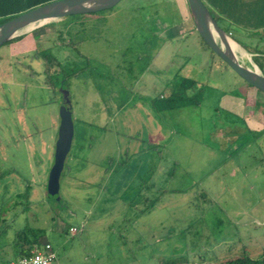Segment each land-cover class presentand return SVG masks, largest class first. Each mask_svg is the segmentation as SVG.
I'll return each mask as SVG.
<instances>
[{"label":"rangeland","instance_id":"374dc122","mask_svg":"<svg viewBox=\"0 0 264 264\" xmlns=\"http://www.w3.org/2000/svg\"><path fill=\"white\" fill-rule=\"evenodd\" d=\"M184 4L123 0L86 15L93 24L75 35L60 37L56 20L0 47V264L26 225L44 230L41 242L59 264H162L184 255L187 264H227L245 249L264 254V93L192 27L170 40L159 35L186 21ZM209 9L242 61L264 75V26ZM35 50H47L59 72L47 76ZM175 78L197 83L188 96L198 103L162 111ZM62 79L74 139L52 201ZM218 238L238 241L231 251L215 245L213 261H203Z\"/></svg>","mask_w":264,"mask_h":264},{"label":"water","instance_id":"95a60500","mask_svg":"<svg viewBox=\"0 0 264 264\" xmlns=\"http://www.w3.org/2000/svg\"><path fill=\"white\" fill-rule=\"evenodd\" d=\"M123 0H58L41 5L0 25V47L36 25L61 20L73 15L94 14L116 7ZM195 30L206 45L235 73L264 93V75L256 67L241 61L232 43L202 0H186ZM65 104L60 109V126L55 146L54 164L49 173L47 192L52 201L60 198V179L74 139V123L69 91H63Z\"/></svg>","mask_w":264,"mask_h":264},{"label":"trees","instance_id":"16d2710c","mask_svg":"<svg viewBox=\"0 0 264 264\" xmlns=\"http://www.w3.org/2000/svg\"><path fill=\"white\" fill-rule=\"evenodd\" d=\"M54 1L58 0H0V25L5 23L6 21L13 19L19 15H22L30 10H33L41 5H45ZM204 2V0H202ZM205 3V2H204ZM215 9V7H214ZM221 16L227 17L232 22H240L244 20H240L243 17L238 14H227L223 12H219ZM96 14V13H94ZM86 15H73L66 18H69L68 20L66 18L60 20V24L62 26L57 29L59 36H63V32H68L69 35H75V30L77 29H87L89 28L93 22L85 19ZM248 16V14H246ZM253 16V19H255L258 14H250ZM244 16V15H243ZM239 17V20H238ZM215 18V17H214ZM260 24H264V18L261 21V16L259 17ZM66 19V20H65ZM216 19V18H215ZM244 19V18H243ZM218 22V20H216ZM236 23V24H237ZM69 24V25H68ZM219 24V23H218ZM258 24V23H254ZM55 26V23L52 22V24H48ZM27 37V34H21L20 36L16 37L12 41H10L7 44H12L16 42H21ZM72 40L68 44H74ZM63 44V43H62ZM77 44V43H76ZM75 45V44H74ZM42 56V58L45 60V73L50 75L51 72L54 71V73L59 72L58 69H56L57 65L60 66V63L56 61L53 57L48 54L47 50L43 51H34V56ZM257 64V63H256ZM258 65V64H257ZM260 68V67H259ZM261 69V68H260ZM262 71V70H261ZM75 74V73H74ZM175 84V90L171 93V95L168 96V98H163V103L160 110L167 111V110H173L179 107H184L192 103H198L196 100H191V98L188 96V91L190 89H194L196 87V82L187 79V78H181L177 79ZM49 80V78H47ZM67 80L62 79L61 85L68 90L66 87ZM63 88V89H64ZM70 98V96H69ZM155 149H158L156 146H154ZM120 164V163H119ZM65 168V166H64ZM1 177V176H0ZM19 196V195H18ZM45 232L41 228H34L26 225L20 230H17L12 240L8 243V245H11L14 248L13 255L11 258H3L2 263L3 264H10L12 261H17L21 258H24L28 256L31 253V250L36 246H41L43 243L41 242V239L43 238ZM221 238H218L216 240L210 241V245L208 248L204 249L202 253H200L203 261H213L214 255L217 254L216 249L214 248L215 245L218 247L219 245H224L228 247V251H231L235 245V242L238 240H231V241H222L220 243H216L215 241H221ZM215 243V244H214ZM7 245H3L5 247ZM2 247V245H1ZM0 247V249H1ZM2 247V249H3ZM53 248V247H52ZM54 250V249H53ZM211 255L210 257H208ZM58 260V256H57ZM190 262L189 256H179L176 258H168L162 264H187ZM59 263V260H58ZM220 264V263H217ZM227 264H264V254H261L258 257L252 256V254L249 252V250H244L238 258H235L233 260H230L227 262Z\"/></svg>","mask_w":264,"mask_h":264},{"label":"crops","instance_id":"0c3cea01","mask_svg":"<svg viewBox=\"0 0 264 264\" xmlns=\"http://www.w3.org/2000/svg\"><path fill=\"white\" fill-rule=\"evenodd\" d=\"M204 2L208 8L215 7V10L217 12L241 15L244 19L242 18L240 20H244V21H240L239 22L240 24H244L245 21H249L250 24L251 19L256 20L255 22L260 21L259 20L260 16H261V21L264 18V0H204ZM182 3L183 1H181V5ZM188 12H189V8L187 1L185 0L183 14L186 17V21L184 23L181 21L176 22V25H174L173 28H167L165 31L160 32L159 35H161V37L164 39L170 40L171 38H175L177 36L180 37L181 35H184L186 28H189L191 30L192 27V29H195L194 23L190 25L189 21L187 20ZM246 14H248V16ZM250 14H256V15L258 14V16H256L255 19H253V16H251ZM190 21L193 22L192 18ZM262 26H264V24L251 25L250 27L259 28Z\"/></svg>","mask_w":264,"mask_h":264},{"label":"built area","instance_id":"2783aa9c","mask_svg":"<svg viewBox=\"0 0 264 264\" xmlns=\"http://www.w3.org/2000/svg\"><path fill=\"white\" fill-rule=\"evenodd\" d=\"M70 231L76 233L78 229L71 227ZM10 264H59L57 255L49 243L36 246L31 250V253L17 261H12Z\"/></svg>","mask_w":264,"mask_h":264},{"label":"bare ground","instance_id":"6f19581e","mask_svg":"<svg viewBox=\"0 0 264 264\" xmlns=\"http://www.w3.org/2000/svg\"><path fill=\"white\" fill-rule=\"evenodd\" d=\"M232 45H233V48H234L235 52L237 53L239 59L242 61V59L240 58L239 53H238V45L235 44V43H232ZM247 65H248V64H247ZM249 65H250V64H249ZM249 65H248V66H249Z\"/></svg>","mask_w":264,"mask_h":264}]
</instances>
